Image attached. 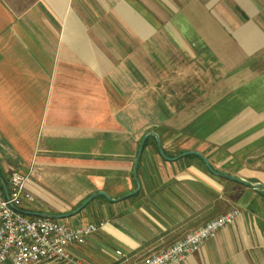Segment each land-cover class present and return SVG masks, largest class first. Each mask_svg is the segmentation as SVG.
Instances as JSON below:
<instances>
[{
	"label": "crops",
	"instance_id": "obj_1",
	"mask_svg": "<svg viewBox=\"0 0 264 264\" xmlns=\"http://www.w3.org/2000/svg\"><path fill=\"white\" fill-rule=\"evenodd\" d=\"M147 134L165 158L148 137L116 201ZM186 152L264 189V0H0V176L30 216L103 223L73 255L139 261L235 211L181 264H264L262 190Z\"/></svg>",
	"mask_w": 264,
	"mask_h": 264
},
{
	"label": "built area",
	"instance_id": "obj_2",
	"mask_svg": "<svg viewBox=\"0 0 264 264\" xmlns=\"http://www.w3.org/2000/svg\"><path fill=\"white\" fill-rule=\"evenodd\" d=\"M6 196L0 186V264H87L70 251L81 246L103 223L68 226L55 220L26 214L33 202L25 191L26 177L17 171L3 176ZM237 212L229 211L207 221L182 239L147 255L139 261L122 264H181L217 232L230 224ZM120 259V251L114 253Z\"/></svg>",
	"mask_w": 264,
	"mask_h": 264
},
{
	"label": "water",
	"instance_id": "obj_3",
	"mask_svg": "<svg viewBox=\"0 0 264 264\" xmlns=\"http://www.w3.org/2000/svg\"><path fill=\"white\" fill-rule=\"evenodd\" d=\"M148 137H153V138L155 139V141H156V145H157V150H158L160 156H162V157L165 158V156H164V154H163V151L161 150V147H160L159 140H158L157 136H156L155 134H147V135H145V136L140 140V142H139V144H138L137 155H136V158H135V160H134V164H133L132 179H133V182H134V184H135V190L132 191L131 193L127 194L126 196H123V197L117 199L116 201L122 200L124 197L132 196V195H134L135 193H137V191L139 190V184H138V182H137V180H136V177H135V171H136V166H137L138 159H139V157H140V154H141V151H142V148H143V144H144L145 140H146ZM187 155H195V156H197L198 158H200V159L202 160V162L204 163L205 167L207 168V170H208L211 174H213V175H215V176H218V177H221V178H226V179L233 180V181H235V182H238V183L243 184V185H245V186H248V187H250V188L260 189V190H262V192L264 193V189H263V187H261V186H259V185L250 184V183H248V182H245V181H242V180H239V179H235V178H231V177H229V176H227V175H224V174H221V173H217V172H215V171H214V170H213V169H212V168H211V167L205 162V160L203 159V157H202L201 155L197 154V153H194V152H186V153L180 154L179 156H177V157H175V158H173V159H171V160L174 161V160H177V159H179V158H181V157H184V156H187ZM0 186L2 187V189H3V191H4V195L6 196V187H5V183H4L3 179L1 178V176H0ZM96 196H102V197L106 198L108 201H111L110 198L106 197V196H105L104 194H102V193L93 194V195L89 196V197H88V198H87V199L81 204V206L78 208V210L82 209V208H83V207H84V206H85L90 200H92V199H93L94 197H96ZM36 216H37V217H45V218H49V219L51 218L50 216H43V215H36Z\"/></svg>",
	"mask_w": 264,
	"mask_h": 264
},
{
	"label": "trees",
	"instance_id": "obj_4",
	"mask_svg": "<svg viewBox=\"0 0 264 264\" xmlns=\"http://www.w3.org/2000/svg\"><path fill=\"white\" fill-rule=\"evenodd\" d=\"M1 178L3 179V176L1 175Z\"/></svg>",
	"mask_w": 264,
	"mask_h": 264
}]
</instances>
